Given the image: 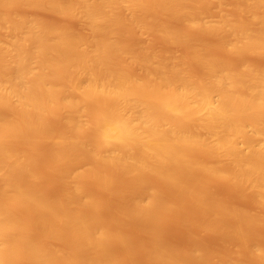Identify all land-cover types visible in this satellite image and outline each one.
<instances>
[{"label": "bare ground", "instance_id": "bare-ground-1", "mask_svg": "<svg viewBox=\"0 0 264 264\" xmlns=\"http://www.w3.org/2000/svg\"><path fill=\"white\" fill-rule=\"evenodd\" d=\"M0 264H264V0H0Z\"/></svg>", "mask_w": 264, "mask_h": 264}]
</instances>
